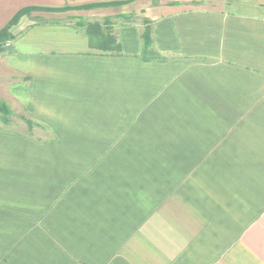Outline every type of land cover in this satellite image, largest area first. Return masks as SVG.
I'll list each match as a JSON object with an SVG mask.
<instances>
[{
	"label": "crops",
	"instance_id": "0c3cea01",
	"mask_svg": "<svg viewBox=\"0 0 264 264\" xmlns=\"http://www.w3.org/2000/svg\"><path fill=\"white\" fill-rule=\"evenodd\" d=\"M27 7L66 9L0 52L39 124L0 119V264H264V0H0V30Z\"/></svg>",
	"mask_w": 264,
	"mask_h": 264
},
{
	"label": "trees",
	"instance_id": "16d2710c",
	"mask_svg": "<svg viewBox=\"0 0 264 264\" xmlns=\"http://www.w3.org/2000/svg\"><path fill=\"white\" fill-rule=\"evenodd\" d=\"M123 2H109V3H101V4H88L82 6H75L74 9H90L98 6H106V5H117ZM63 10L66 8H33L27 7L21 9L12 20L0 30V52H4L8 49L7 42L13 39V36L10 32V28L13 24H16L19 19L25 15L30 13L32 10ZM148 24V22H146ZM109 22L100 23L99 21L93 22H80L78 27L83 28L89 38V45L92 49L101 51L103 53H116L119 54L122 51V46L120 41L118 40L117 35H115L109 26ZM143 38V53L142 56L144 59L152 60V59H163L164 57L160 55V53L155 49L152 31L149 26L146 27L145 31L142 35ZM13 114V110L11 107L3 100L0 99V119L4 123H9L11 120V116ZM25 122L28 124L29 128L32 129L35 125H39L33 120L29 118H24Z\"/></svg>",
	"mask_w": 264,
	"mask_h": 264
},
{
	"label": "rangeland",
	"instance_id": "374dc122",
	"mask_svg": "<svg viewBox=\"0 0 264 264\" xmlns=\"http://www.w3.org/2000/svg\"><path fill=\"white\" fill-rule=\"evenodd\" d=\"M105 20V19H104ZM74 21V20H73ZM27 118V116L23 113H14L11 116V120L9 123H4L6 124L8 127L12 126V127H17V128H26L28 126V124L25 122V119Z\"/></svg>",
	"mask_w": 264,
	"mask_h": 264
}]
</instances>
